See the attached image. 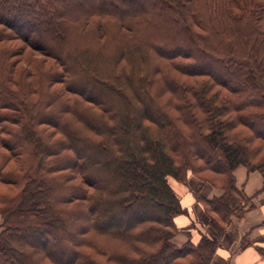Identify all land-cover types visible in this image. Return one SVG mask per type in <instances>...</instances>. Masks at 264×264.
Instances as JSON below:
<instances>
[{
  "label": "trees",
  "instance_id": "16d2710c",
  "mask_svg": "<svg viewBox=\"0 0 264 264\" xmlns=\"http://www.w3.org/2000/svg\"><path fill=\"white\" fill-rule=\"evenodd\" d=\"M0 28L64 86L39 94L0 51V264H209L206 233L172 242L169 179L215 176L195 196L218 237L250 207L233 171L264 184V0H0Z\"/></svg>",
  "mask_w": 264,
  "mask_h": 264
},
{
  "label": "crops",
  "instance_id": "0c3cea01",
  "mask_svg": "<svg viewBox=\"0 0 264 264\" xmlns=\"http://www.w3.org/2000/svg\"><path fill=\"white\" fill-rule=\"evenodd\" d=\"M232 175L235 186L249 199L252 207L246 209L241 216H232L220 237L208 227L207 230L199 228V221H203V209L200 207L199 210L202 205L195 194L208 200L221 196L223 191L208 184L194 186L193 179L189 176L187 191L184 190L181 194L176 187H172L180 199L182 208L187 211L186 215L174 219L176 226L186 230L187 234L179 233L172 242L176 246H182L187 241L186 235H189L191 242L197 243L201 232H204L218 242L209 264H264V257L257 250L258 247L264 248L263 178L259 172L248 171L244 166H238Z\"/></svg>",
  "mask_w": 264,
  "mask_h": 264
},
{
  "label": "rangeland",
  "instance_id": "374dc122",
  "mask_svg": "<svg viewBox=\"0 0 264 264\" xmlns=\"http://www.w3.org/2000/svg\"><path fill=\"white\" fill-rule=\"evenodd\" d=\"M88 27H92V26L89 25ZM0 32H3L4 34H6V39H4V41L0 43V51L5 50V49L8 51L9 57H7V61L10 67L12 68V70L16 72L13 75L14 80H17L19 75L21 76L25 75L24 81H27V82L31 81L32 85L34 84L38 85V88H40V91H37V90L36 91L39 94H42L44 96L50 95L53 92L63 91L64 86L62 84H52L51 85V84H48V81L46 82L47 74L51 76L52 74L57 73L58 71L62 70V68L53 59L45 55L43 51L39 50L40 49L39 46H41L40 44L35 43V40H34V47H32L31 45H28L29 43L18 38L17 35H15L13 32L9 30H5V29L3 30L2 28H0ZM73 37L75 39L74 41H78L77 40L78 36L73 35ZM71 40L73 41L72 38ZM116 47H117L116 42L115 41L113 42L112 40L111 51H110L111 54L115 51L114 49ZM99 60L102 61L101 58H99ZM96 61H98V59H96ZM98 62H99L97 63L98 65L106 64V63H101L100 61ZM126 65L127 64H125V66ZM131 67H133L132 63H128V65L126 66V69L131 70L132 69ZM145 67L146 66H144V69ZM36 72L39 75H37ZM144 72L146 71L144 70ZM58 94L60 95V93ZM250 147L253 150H258V151L260 150V155H261L260 157H264V145L260 141L255 140V142H252ZM188 175L191 179H193L194 186L208 184L217 189H220L216 182L215 184L211 182L212 180H215V178H213L215 176H211V175L204 176V179H203L202 177L196 174L190 173ZM169 182L173 188L176 187L175 189L179 191V193L182 194L184 190L187 191L188 187L186 186V183L174 182L172 179H169ZM189 199H191V197ZM200 207L203 209V212H204V213L202 212L203 217H201V219H203L204 222L199 221V228L203 230H207L208 215L204 209L205 207L199 206V210L201 209ZM250 207H252V205H250ZM174 238L172 240H174Z\"/></svg>",
  "mask_w": 264,
  "mask_h": 264
}]
</instances>
